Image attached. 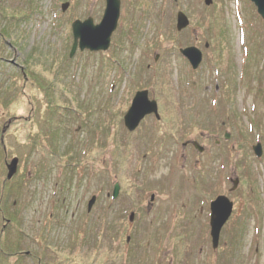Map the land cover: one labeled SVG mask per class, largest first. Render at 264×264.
Segmentation results:
<instances>
[{
  "label": "rangeland",
  "instance_id": "1",
  "mask_svg": "<svg viewBox=\"0 0 264 264\" xmlns=\"http://www.w3.org/2000/svg\"><path fill=\"white\" fill-rule=\"evenodd\" d=\"M104 7L0 0V150L19 162L0 169V264H264V19L250 0H120L109 48L69 57L71 23ZM143 90L159 117L129 132Z\"/></svg>",
  "mask_w": 264,
  "mask_h": 264
},
{
  "label": "water",
  "instance_id": "2",
  "mask_svg": "<svg viewBox=\"0 0 264 264\" xmlns=\"http://www.w3.org/2000/svg\"><path fill=\"white\" fill-rule=\"evenodd\" d=\"M257 8L258 14L264 18V0H251ZM211 0H205V4L208 5ZM68 7V3L61 5V10L64 11ZM120 0H105V9L102 18L99 23L94 24L92 19L88 17L84 21L75 20L71 24V30L73 35V43L70 51L72 56L77 48L89 51H105L109 47L110 37L112 32L115 30L117 20L119 17ZM176 29L182 30L188 25L187 17L182 13L178 12L176 16ZM190 62L193 69H195L200 60L201 53L194 47H188L181 50ZM154 113L157 117V109L154 101L147 100V92H138L132 101L130 109L124 116V124L129 131L135 129L139 121L144 115ZM195 147L199 148L196 144ZM200 149V148H199ZM253 150L257 156L261 155L260 145L253 147ZM17 159L13 158L11 162L6 165L8 169L7 178L10 179L16 172ZM238 180L233 181V188H235ZM118 191V185L116 184L113 190L115 196ZM94 202V199L90 201ZM89 203V206H91ZM232 209V203L225 196H218L214 201L210 203V235L212 238L213 248L217 247L219 233L223 224L227 221L230 216Z\"/></svg>",
  "mask_w": 264,
  "mask_h": 264
},
{
  "label": "trees",
  "instance_id": "3",
  "mask_svg": "<svg viewBox=\"0 0 264 264\" xmlns=\"http://www.w3.org/2000/svg\"><path fill=\"white\" fill-rule=\"evenodd\" d=\"M5 17H7V13H4ZM3 16V15H2ZM7 26H5V28L3 26L0 27V41L1 42H6L7 41ZM3 40V41H2ZM11 42H8L7 43V46H10ZM22 71V70H21ZM20 71V74L22 76H25L26 75V71ZM28 74V73H27ZM1 148V147H0ZM1 152V150H0ZM4 161H5V158H4V154H2V152L0 153V167L2 165H4ZM2 171L4 170V166L0 168ZM2 175V174H0ZM3 176V175H2ZM2 178V177H1ZM4 180L2 182H5L6 181V178H3Z\"/></svg>",
  "mask_w": 264,
  "mask_h": 264
},
{
  "label": "bare ground",
  "instance_id": "4",
  "mask_svg": "<svg viewBox=\"0 0 264 264\" xmlns=\"http://www.w3.org/2000/svg\"><path fill=\"white\" fill-rule=\"evenodd\" d=\"M150 114H152V113H149V114L144 115L143 118H144L145 116H147V115H150ZM125 115H126V113L124 114V116H125ZM153 115H155V114H153ZM155 116H156V115H155ZM158 117H159V116H158ZM158 117H155V118L158 119ZM143 118H142V119H143ZM123 119H124V117H123ZM142 119H141V120H142ZM141 120H140V121H141ZM140 121H139V123H140ZM139 123H138V124H139ZM136 128H137V126L135 127V129H136ZM135 129H134V130H135ZM134 130H133V131H134Z\"/></svg>",
  "mask_w": 264,
  "mask_h": 264
}]
</instances>
